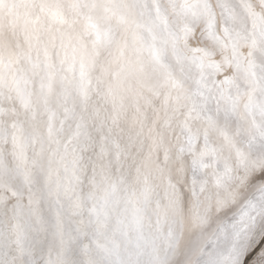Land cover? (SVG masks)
Segmentation results:
<instances>
[{"label": "snow or ice", "instance_id": "snow-or-ice-1", "mask_svg": "<svg viewBox=\"0 0 264 264\" xmlns=\"http://www.w3.org/2000/svg\"><path fill=\"white\" fill-rule=\"evenodd\" d=\"M0 264H264V0H0Z\"/></svg>", "mask_w": 264, "mask_h": 264}]
</instances>
